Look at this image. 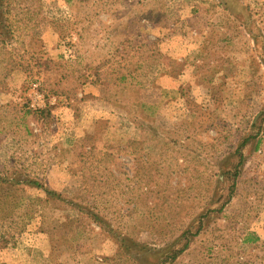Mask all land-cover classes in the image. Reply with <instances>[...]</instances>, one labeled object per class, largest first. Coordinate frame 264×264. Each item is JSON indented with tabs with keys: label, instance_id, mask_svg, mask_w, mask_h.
Masks as SVG:
<instances>
[{
	"label": "rangeland",
	"instance_id": "obj_1",
	"mask_svg": "<svg viewBox=\"0 0 264 264\" xmlns=\"http://www.w3.org/2000/svg\"><path fill=\"white\" fill-rule=\"evenodd\" d=\"M12 3L0 264H264V0Z\"/></svg>",
	"mask_w": 264,
	"mask_h": 264
},
{
	"label": "trees",
	"instance_id": "obj_2",
	"mask_svg": "<svg viewBox=\"0 0 264 264\" xmlns=\"http://www.w3.org/2000/svg\"><path fill=\"white\" fill-rule=\"evenodd\" d=\"M14 0H0V12H4L6 9H8L9 7H11L13 5V2ZM0 37H1V34H0ZM5 49V42L1 41L0 40V52L1 51H4ZM8 65H11V62L8 60L6 62ZM6 67V66H5ZM3 68V62L1 61L0 62V69ZM131 79V77L129 76L128 79ZM134 81V80H133ZM254 137L253 136H249L247 137L246 139H244V141L241 143L238 151L240 152V156L242 157L241 155V150L244 149V147L248 144V142H250ZM141 142H138L136 144H140ZM240 165H241V162H240ZM238 169L239 168H236V174H238ZM239 175V174H238ZM238 176H236L235 178H237ZM237 182L236 180L234 181V183ZM25 183L29 184V185H34L35 187H41V185L39 184V182L33 180V181H26ZM20 182H16L15 180L13 179H10V178H6V179H1L0 178V187H6L10 190H14V188L19 185ZM46 194L47 196L53 200V199H61V195L58 194V193H55V192H52L50 190H46ZM75 208H77V210L80 212V213H87V215L89 217H91L93 219V221L95 223H97L100 227H102L103 225V220L95 213L93 212H90V211H87L85 208L81 207L80 204H73ZM218 211V210H217ZM201 231V226L198 228V230L196 232H194V234H192L191 230L188 229L186 232H185V235L188 234V235H193V237H195L196 235H198ZM247 233V232H246ZM247 237H245L244 239V242L245 243H249V244H254V243H257V242H260L258 236L256 234H253V233H247L246 235ZM192 237V236H191ZM187 243H185L179 250H177L175 252V254L172 256V260H175L177 257H178V254H181L183 253L184 251H186L188 248H189V245L190 243L188 241H186Z\"/></svg>",
	"mask_w": 264,
	"mask_h": 264
}]
</instances>
